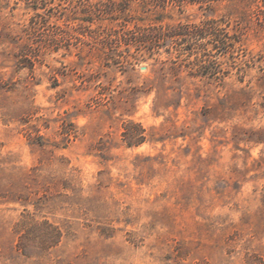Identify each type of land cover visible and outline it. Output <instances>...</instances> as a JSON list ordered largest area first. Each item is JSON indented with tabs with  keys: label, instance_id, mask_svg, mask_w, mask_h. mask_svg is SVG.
<instances>
[{
	"label": "rangeland",
	"instance_id": "obj_1",
	"mask_svg": "<svg viewBox=\"0 0 264 264\" xmlns=\"http://www.w3.org/2000/svg\"><path fill=\"white\" fill-rule=\"evenodd\" d=\"M122 1L0 0V264H264V11Z\"/></svg>",
	"mask_w": 264,
	"mask_h": 264
},
{
	"label": "trees",
	"instance_id": "obj_2",
	"mask_svg": "<svg viewBox=\"0 0 264 264\" xmlns=\"http://www.w3.org/2000/svg\"><path fill=\"white\" fill-rule=\"evenodd\" d=\"M27 3H32V6L34 5H37V4H41V5H46L47 3H49V2H53L54 0H25ZM62 1V0H61ZM77 1H79L80 3L82 2L83 3V1H85V0H77ZM130 1L131 0H123L122 1V3H123V7H125V6H128L129 4H130ZM142 1V3H145V2H147V1H145V0H141ZM153 1H159V0H153ZM163 3H168V2H171V3H182V2H184V1H191V2H197V3H201V4H205V5H210L212 2H214V1H217V0H161ZM237 1H240V2H243L245 5H247V6H249V5H256V7L257 8H259V9H261V10H263L264 11V0H237ZM113 4H115V2H112ZM155 26H152V27H144V28H141V27H138V26H136V27H134V29H132V33L134 32V31H138L137 32V35L138 34H142V35H144L145 37H148V36H150V33H152V34H154V33H156L157 31H159V30H155V28H154ZM140 30H142V32L140 33ZM129 30H127V31H123L122 30V32L123 33H125V32H128ZM188 31V30H187ZM195 33L196 35L197 34H199L200 32H202L203 33V29H201V28H199V27H196L195 28V30L194 31H192V30H189V33H184V34H190V33ZM201 33V34H202ZM128 129V128H127ZM142 132H143V129L138 125V134L137 133H134V135H132L131 137H129V141H128V143L129 144H131V142H132V140H133V138H134V136H138L137 138L138 139H136L134 142H136V143H139L140 141H142V139L144 138V136H142L141 134H142ZM125 134H126V132H125ZM126 136V135H125Z\"/></svg>",
	"mask_w": 264,
	"mask_h": 264
},
{
	"label": "water",
	"instance_id": "obj_3",
	"mask_svg": "<svg viewBox=\"0 0 264 264\" xmlns=\"http://www.w3.org/2000/svg\"><path fill=\"white\" fill-rule=\"evenodd\" d=\"M141 69H145V67L144 66H141Z\"/></svg>",
	"mask_w": 264,
	"mask_h": 264
}]
</instances>
